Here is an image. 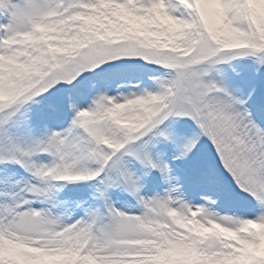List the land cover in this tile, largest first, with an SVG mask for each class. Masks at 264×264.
Here are the masks:
<instances>
[{
  "label": "snow or ice",
  "instance_id": "1",
  "mask_svg": "<svg viewBox=\"0 0 264 264\" xmlns=\"http://www.w3.org/2000/svg\"><path fill=\"white\" fill-rule=\"evenodd\" d=\"M0 264H264V0H0Z\"/></svg>",
  "mask_w": 264,
  "mask_h": 264
}]
</instances>
